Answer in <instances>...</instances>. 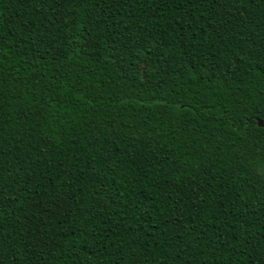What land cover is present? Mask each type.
Segmentation results:
<instances>
[{
	"label": "trees",
	"instance_id": "trees-1",
	"mask_svg": "<svg viewBox=\"0 0 264 264\" xmlns=\"http://www.w3.org/2000/svg\"><path fill=\"white\" fill-rule=\"evenodd\" d=\"M264 0H0V264H264Z\"/></svg>",
	"mask_w": 264,
	"mask_h": 264
},
{
	"label": "water",
	"instance_id": "water-1",
	"mask_svg": "<svg viewBox=\"0 0 264 264\" xmlns=\"http://www.w3.org/2000/svg\"><path fill=\"white\" fill-rule=\"evenodd\" d=\"M257 125L259 127H264V123L261 120H257Z\"/></svg>",
	"mask_w": 264,
	"mask_h": 264
}]
</instances>
